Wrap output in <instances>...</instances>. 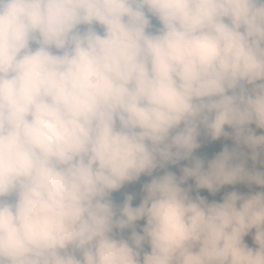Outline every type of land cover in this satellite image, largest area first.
<instances>
[{"label": "clouds", "instance_id": "obj_1", "mask_svg": "<svg viewBox=\"0 0 264 264\" xmlns=\"http://www.w3.org/2000/svg\"><path fill=\"white\" fill-rule=\"evenodd\" d=\"M257 130L264 0H0V264H264Z\"/></svg>", "mask_w": 264, "mask_h": 264}, {"label": "rangeland", "instance_id": "obj_2", "mask_svg": "<svg viewBox=\"0 0 264 264\" xmlns=\"http://www.w3.org/2000/svg\"><path fill=\"white\" fill-rule=\"evenodd\" d=\"M253 127H255L253 125ZM230 131V130H229ZM261 131H264V130H257V134H260ZM206 143V145L204 146V144ZM212 145V141H208V140H203L202 142V147L201 149H199L197 151V154L198 155H201V156H204V157H207V158H212L216 152L212 151V150H209L208 149V146ZM224 145H228L229 147H233L234 146V142L232 140H225L223 138L222 140V144H221V148L219 149L220 151L222 150L223 146ZM187 162L186 161H182L181 162V165L180 166H183L185 165ZM252 164V161H249V166H251ZM180 166H170V170L172 171H175L177 172V174L179 175V167ZM257 168L259 170H264V167L260 166V165H257ZM148 178L147 177H142L141 178V183L145 180H147ZM190 183H194L192 181H190ZM132 189H136L138 190L139 189V183L137 185H134V186H128L127 187V190H132ZM261 189L258 187V186H255L253 185L251 189H249V187L247 185H235V186H225L224 189L221 190V192L217 193L215 196H212L211 194L207 193L206 190H202L201 194L202 195H205V196H208L209 200H217V201H222V197L224 196L225 193L227 192H231V191H239L241 193H249L250 191H260ZM123 191V190H122ZM114 198H116L117 200H119V195L118 194H114ZM139 202V200L137 199L136 201H134V206L135 204H137ZM254 231L253 230V234H254ZM246 242L254 247V244L252 242V238H251V235L246 237Z\"/></svg>", "mask_w": 264, "mask_h": 264}, {"label": "trees", "instance_id": "obj_3", "mask_svg": "<svg viewBox=\"0 0 264 264\" xmlns=\"http://www.w3.org/2000/svg\"><path fill=\"white\" fill-rule=\"evenodd\" d=\"M222 140H223V138H221V140H219V141H214V142L212 141V145L208 146V149L218 153L220 151L219 149L221 148ZM205 145H206V143L204 144V146ZM141 223H143V222H141Z\"/></svg>", "mask_w": 264, "mask_h": 264}, {"label": "flooded vegetation", "instance_id": "obj_4", "mask_svg": "<svg viewBox=\"0 0 264 264\" xmlns=\"http://www.w3.org/2000/svg\"><path fill=\"white\" fill-rule=\"evenodd\" d=\"M250 246V245H249Z\"/></svg>", "mask_w": 264, "mask_h": 264}]
</instances>
